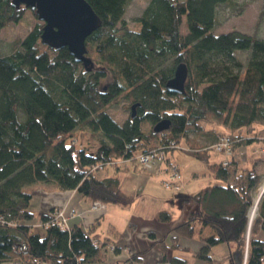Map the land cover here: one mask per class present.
<instances>
[{"label": "trees", "instance_id": "1", "mask_svg": "<svg viewBox=\"0 0 264 264\" xmlns=\"http://www.w3.org/2000/svg\"><path fill=\"white\" fill-rule=\"evenodd\" d=\"M85 1L100 20L85 39L89 70L74 62L67 48L43 45L37 21L12 41L11 53L0 55V264L105 263L110 246L117 255V243L78 226L46 228L53 210L38 214L39 225L28 223L33 188L50 185L91 202L128 206L133 200L121 190V179L99 177L92 167L133 160L155 148L171 151L181 142L208 168L212 181L192 195L197 207L171 230L170 247L197 232L201 245L192 256L207 264H213L210 250L220 243L231 245L230 264H264V193L248 232V213L264 183L256 166L264 167V156L243 166L232 154L223 166L221 156L211 160L210 152L221 135L231 138L232 148L261 140L264 39L237 30L215 33L218 8L231 0H148L133 26L124 18L130 0ZM26 10L0 0V31L18 23ZM238 53H246L244 62ZM178 63L188 73L181 95L165 89ZM118 99L130 108L122 123L107 112ZM162 119L170 121L168 129L153 132ZM86 134L95 143L83 144ZM193 138L202 140L198 147L190 144ZM157 217L168 220L169 214ZM207 228L211 233L202 236ZM155 243L162 264L186 263L168 257L163 240ZM137 257L132 253L127 261Z\"/></svg>", "mask_w": 264, "mask_h": 264}, {"label": "rangeland", "instance_id": "2", "mask_svg": "<svg viewBox=\"0 0 264 264\" xmlns=\"http://www.w3.org/2000/svg\"><path fill=\"white\" fill-rule=\"evenodd\" d=\"M147 1L148 0H130L124 15L125 20L130 26H133L134 19L140 15ZM231 2L232 3L228 6L224 5L218 8L219 26L215 29V33H226L237 30L247 35L264 39V21L259 20V12L263 4L262 0H231ZM35 21L40 22L35 20L31 11L28 9L18 23L3 28L0 31V55L11 53L13 51L11 45L12 41L16 38L24 37ZM238 58L244 62L246 53H238ZM107 112L117 123H122L129 117L130 108L126 101L118 99L107 109ZM149 126L150 125L146 123L143 129L148 131ZM254 130L258 133L260 129ZM189 136L192 137L193 134ZM257 136H260L261 140H252L247 144L234 146V148H232V154L237 161L241 162L246 160L249 162L247 164V166H249L254 160L264 156V152L262 151L264 148V132H259ZM88 140L92 141V144L95 143V138H92L89 134L84 136L82 143L87 144ZM189 141L191 145L197 147L202 142L195 138H193V140L189 139ZM185 150H187L186 145L184 142H181L173 150L167 151V158L177 164L182 177L181 183L179 182L178 185L175 184L169 188H165L163 182L168 176V171H166L164 167L166 165L159 161H156L152 168H145L139 165L134 159L128 161V163H120V168L118 169L114 167L118 165L117 163L114 166L107 165L96 171L99 177L113 176L116 174L121 175V190L133 200L132 203L128 206H119L115 204L103 205L104 208L107 206L110 208L109 214L111 215V221H113V223L115 222L117 229L123 226L127 219H131V224L135 225L134 227L130 226L127 228V233L124 231L121 241L127 236V238L130 239L133 235H139L140 237H144V240L148 241V245H151L152 242L154 243L153 246L143 253L144 256L149 258L147 260H145L146 258L143 259L142 262L144 264L155 263V261L151 260L150 254L156 250L159 252V254L157 252L158 260L161 259V252L155 243L159 240H163L165 244L169 246L167 250L169 255L185 259V264H207L192 256L194 249L201 244L199 239L200 235H198L197 232L192 238H179L180 241L177 242L178 246L174 248L170 247L172 243L170 238L172 234L169 233L170 229L182 223L186 218V214L197 207L196 202L192 199V194L203 186L210 184L212 181V176L208 174V168L205 167L200 160L190 153H187ZM210 152L211 160L217 161L220 159V156V160L225 159L224 155L221 153H216L213 150ZM256 169L258 172L264 174V167L260 162H258ZM38 186L35 188H38ZM263 186L264 183L261 189ZM37 200L38 198L32 197L30 202L31 209H36ZM256 200L255 198L254 205ZM94 203L95 202L91 203V209L98 210L93 206ZM254 205L252 207H254ZM57 210L59 209L53 210V213ZM111 210L114 211V213H112ZM73 211L74 210H72V215L76 213ZM158 212H167L169 214L168 220L159 219V217H157ZM29 222H31V225H39V221L37 222L36 219H30ZM101 222L102 228L98 229V226H96V230L91 232L90 236H98L101 238L102 236L108 235L116 241L115 236H112V234L109 235V233L105 231V226H107L108 223L105 216ZM148 224L160 229V239L158 241L151 239L146 233H141L142 229L148 227L144 225ZM196 227L197 230L198 225ZM210 233V230L207 228L204 230L202 236H207ZM229 246L231 245L220 243L211 248L210 255L213 264H230L228 257ZM126 255L118 260L119 264H129L128 261H126ZM113 256L116 255L109 249L108 260L106 262H115V260L112 259ZM106 262L87 264H106Z\"/></svg>", "mask_w": 264, "mask_h": 264}, {"label": "water", "instance_id": "3", "mask_svg": "<svg viewBox=\"0 0 264 264\" xmlns=\"http://www.w3.org/2000/svg\"><path fill=\"white\" fill-rule=\"evenodd\" d=\"M12 5H22L35 13L42 23L40 38L43 45L55 50L67 48L73 61L89 70L91 60L86 56L85 39L100 25V20L85 0H12ZM187 75L186 65L178 63L173 77L165 84L166 91L170 94H183ZM134 116L133 111L131 117ZM169 125L168 119H162L153 126V132H162ZM263 193L264 186L255 202L256 209ZM251 221L249 219L248 232Z\"/></svg>", "mask_w": 264, "mask_h": 264}, {"label": "crops", "instance_id": "4", "mask_svg": "<svg viewBox=\"0 0 264 264\" xmlns=\"http://www.w3.org/2000/svg\"><path fill=\"white\" fill-rule=\"evenodd\" d=\"M262 151L264 152V148L262 149ZM170 162H173V161H170ZM238 163L240 165L247 166L249 162L246 160H243L241 162L238 161ZM116 176H118L122 180L121 175L116 174ZM181 181H182V177H181L180 183ZM35 187L32 192V197L38 198L37 207L36 209L33 210L31 209V206H29V210L33 213V219L37 220L39 213L45 212L49 214L51 210L59 209L62 211L63 216L66 218V226L68 229L73 226H78L82 228L84 231L91 233L96 230V226H98V229L102 228L101 220L105 216V218L108 220L107 226H105V231L108 232L109 235L112 234V236H115L116 241H114V238L108 235L102 236L101 238H99L98 236H93V237L98 238L99 240L103 238H108L111 245L114 243L118 244V246L121 249L119 250V253L116 256L112 257V259L115 260V262L113 263L119 264L118 260L122 259L124 255L126 254H127L126 255L127 259H128L130 254L132 253L138 254V257H137L138 259L132 260V262L128 261L129 264H134V263L144 264L142 262L143 259L144 258H146L145 260L149 259L148 257L144 256L143 253H145L151 246H153L154 244L153 242L151 245H148L149 244L148 241L144 240V237H140L139 235H135V236L133 235L130 237V239L127 238L128 237L127 236L123 241H121V237L124 234V231L127 233V230H126L127 228H129L130 226H133V227L135 226L134 224H131V219H127L125 221V224L117 229L115 222L113 223V221H111V215L109 214L110 208L108 206L104 208L103 210H92L91 209L92 202L89 199L82 197L76 191H60L50 185H40L38 186V188H35ZM72 210L76 212L73 215H72ZM111 212L114 213V211L112 210ZM28 223H31V222H28ZM144 226H148V227L142 229L143 232L141 231V233L148 234L149 232H151L154 234V237H155L153 240L158 241L160 239V235H159L160 229H158L157 227L151 224L144 225ZM172 229H170L169 231L171 234H173L171 231ZM179 238H177L176 242L180 241ZM159 241H162V240H159ZM200 245L197 248H199ZM108 248L110 249V247ZM196 249H194V251ZM157 252H158L157 250L153 251L150 254V258H152L151 260L155 261L154 264H162L160 261L161 259L158 260L157 255L159 254V252L158 254ZM167 256L170 257L168 253H167Z\"/></svg>", "mask_w": 264, "mask_h": 264}, {"label": "built area", "instance_id": "5", "mask_svg": "<svg viewBox=\"0 0 264 264\" xmlns=\"http://www.w3.org/2000/svg\"><path fill=\"white\" fill-rule=\"evenodd\" d=\"M211 148L218 153H222L225 157L223 159L222 165L226 166L227 164V159L231 156L232 154V140L229 136L227 135H221L217 139V141L211 145ZM167 152L162 150L161 148H155L147 152H139L135 155L134 159L137 161V163L143 167L147 168H152L154 163L156 161L161 162L162 164L166 165L165 170L168 171V176L166 179H164V186L165 188L172 187L173 185H178L180 180H181V175H180V169L177 166V164L168 161L167 158ZM133 159V160H134ZM128 161H131V159H116L107 165H116L117 163H128ZM106 165V166H107ZM106 166H101L97 165L92 167V170H98L101 168H104ZM93 206L98 209L102 210L104 208V205L95 202ZM58 226L62 229H66V220L65 217L63 216V213L61 210H57L53 213L52 219H50L48 222L44 223V226L47 228L48 226ZM113 247L110 246V250H112ZM164 264H169L168 262Z\"/></svg>", "mask_w": 264, "mask_h": 264}, {"label": "bare ground", "instance_id": "6", "mask_svg": "<svg viewBox=\"0 0 264 264\" xmlns=\"http://www.w3.org/2000/svg\"><path fill=\"white\" fill-rule=\"evenodd\" d=\"M255 212H256V208H255V207H252V208L249 210L248 216H249V219H250V220H252L253 217L255 216Z\"/></svg>", "mask_w": 264, "mask_h": 264}]
</instances>
